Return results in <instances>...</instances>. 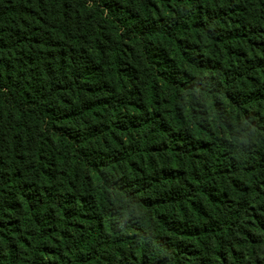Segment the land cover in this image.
Returning a JSON list of instances; mask_svg holds the SVG:
<instances>
[{"label": "trees", "instance_id": "16d2710c", "mask_svg": "<svg viewBox=\"0 0 264 264\" xmlns=\"http://www.w3.org/2000/svg\"><path fill=\"white\" fill-rule=\"evenodd\" d=\"M0 264H264V0H0Z\"/></svg>", "mask_w": 264, "mask_h": 264}]
</instances>
